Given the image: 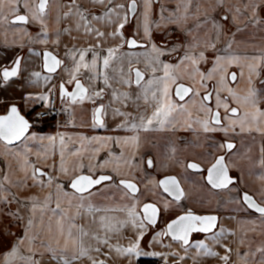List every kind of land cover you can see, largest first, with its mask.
<instances>
[{
    "label": "snow or ice",
    "instance_id": "obj_1",
    "mask_svg": "<svg viewBox=\"0 0 264 264\" xmlns=\"http://www.w3.org/2000/svg\"><path fill=\"white\" fill-rule=\"evenodd\" d=\"M262 8L264 0H0V34L5 48H23L25 38L29 44L47 45L50 23L57 26L51 43L59 47L61 37L76 41L64 44L63 57L47 48L41 52L29 49L42 60V69L48 74L43 80L49 86L43 92L21 96L28 107L26 113L14 100L0 97V234L7 229L6 234L14 236L11 228L21 224L24 229L23 235L15 236L9 249L0 253V264H115V257L131 264L132 257L142 255L162 257L164 264H169L170 258L172 264L188 260L201 264L202 258H216L219 264H264V240L253 248L249 236L257 232L264 236V191L259 199L254 198L240 187L239 178L231 175L237 161L247 159L252 167H259L258 178L264 181V146L254 160L248 151L237 150L229 138L253 131L264 136V49L259 54L241 55L233 51L232 42L217 48L225 34L222 22L235 24L247 14L251 23L264 24V18L259 17ZM212 13H220L219 20ZM33 24L40 26L37 36L28 31ZM128 26H133L130 35H126ZM155 33L162 36L159 42ZM81 38L87 39L85 46L80 45ZM209 51L214 53L211 58ZM24 60L19 53L10 61L0 57L4 85L21 77ZM204 64L211 66L205 70ZM233 67L239 73L230 71ZM58 70L65 72L67 79L50 84ZM30 76L39 81L41 72L33 71ZM242 81L246 90L239 87ZM56 94L70 108L92 104L87 126L105 128L109 117L119 116L123 120L117 129L127 127L136 134L100 138L30 133L34 123L50 115ZM37 106L45 111L35 112ZM142 106L144 111L140 112ZM130 107L136 115L127 111ZM177 127L196 133L198 141L199 133L205 134V139H210L207 134L211 133L225 137L222 142L208 143L211 151L187 162L177 156L172 142L159 155L185 172L190 169L204 174L212 190L235 192L232 203L258 214L255 219L238 221L241 234L235 249L225 242L227 237L236 236L235 231L220 226L218 215L198 213L191 207H184L182 214L170 219L153 237L156 243L168 238L171 243L165 247L172 249L175 244L176 250L164 253L141 248V240L157 225L161 214L173 206H183L189 194L176 175L137 180L136 173L155 169L157 159L141 152L140 133ZM57 140L58 162L54 159ZM34 141L40 142V151L29 146ZM69 142L78 146L68 147ZM203 146L199 142L191 145ZM105 148L108 158L92 163ZM50 159L53 162L49 164ZM109 166L111 174L105 171ZM61 177L67 180L61 181ZM106 182L120 189L125 203L100 208L91 202L92 190L107 187ZM34 188L49 191L40 196L30 192ZM26 190L28 194H24ZM149 197L157 200L152 202ZM115 211L123 212L126 218L107 215ZM98 213L104 215L97 217ZM85 216L91 217L88 226L78 222ZM126 225L134 233L125 246L118 241ZM195 235L204 238L194 239ZM113 239L117 242L112 243ZM217 246L223 254L215 250ZM244 246L246 250L241 252Z\"/></svg>",
    "mask_w": 264,
    "mask_h": 264
},
{
    "label": "crops",
    "instance_id": "obj_2",
    "mask_svg": "<svg viewBox=\"0 0 264 264\" xmlns=\"http://www.w3.org/2000/svg\"><path fill=\"white\" fill-rule=\"evenodd\" d=\"M117 2H123V0H117ZM254 2L259 3L260 0H254ZM223 10H220L222 13ZM220 13H212V15L216 16L219 20ZM247 14L245 18L240 20L238 23H232L231 20L227 22H222L225 25V34L221 37V39L217 42V48L223 49L228 42L233 43V51L237 54L241 55H253L259 54V51L264 49V24H253L247 18ZM259 17L264 18V8H262L259 12ZM63 26V25H62ZM56 25L54 23L49 24L48 29V37L47 39L50 41L47 45L43 44H29L27 38L24 39V47L23 48H5L3 46V36L0 34V57H5L6 60L10 61L14 58L15 54L19 53L20 55L24 56L25 60L22 63V75L20 78H14L12 81L9 82L8 85H4L2 81H0V97H6L9 100H14L17 102L22 112L26 113L28 111V107L21 101V96L26 94L27 92L39 93L45 91V89L49 86L45 84L43 80V76L48 75L42 69V60L39 57L31 55L29 49H33L36 52H41L45 48L51 51L58 52L60 57H63L64 54V44L68 43H76V41H70L67 37H61L62 44L57 47L55 44L51 43L52 40L55 39V29ZM103 30V29H102ZM28 31L31 33L32 36H37L40 34V26L38 24H33L28 27ZM133 31V26H128L126 29V35H130ZM157 42L160 38V34H154ZM9 40L12 39L11 33H9ZM20 42V41H18ZM86 38H81L80 45L85 46L87 44ZM142 51V50H141ZM223 54V53H221ZM209 58H211L214 53L213 51H209L207 53ZM169 59V58H165ZM211 65L204 64L202 65V69H207ZM143 67V65H140ZM33 71H40L41 72V79L39 81L35 80L30 76V73ZM230 71H236L239 73V69L233 67ZM246 71V70H245ZM67 79V74L61 70H58V74L52 75V80L49 82L50 84H58L61 80ZM261 79H264V75L261 76ZM86 83V81H85ZM102 86V84L100 85ZM259 86V84H258ZM242 90H246V84L242 81L239 85ZM55 92V90H54ZM243 95V91L241 92ZM58 96V94H56ZM107 103V98L104 101ZM67 105V113L61 119V121H46L44 125L41 127L33 126L30 129V133H34L39 137H48V136H57L58 133H63L66 137H75L79 134H84L86 136L92 137H100L104 138L107 136H131L135 135L130 128H123L117 129V125L120 124L123 120L122 117H115L114 119L109 117L107 120L108 126L105 128H92L90 126L91 122V109L92 104L89 102H85L82 106L77 105L74 108H70ZM119 106V105H116ZM37 108H42L37 106ZM127 111H132L133 115L137 113L134 110V107H130ZM144 111V107L140 108V112ZM60 122H62L60 124ZM85 125V126H81ZM42 130H40V129ZM238 131V130H237ZM143 147L141 148V152H147L149 155L157 157L156 159V168L155 169H148L146 173L138 172L136 173L137 180H144L146 181L149 177H156L157 179L162 178L164 175H176L179 179H181L182 186L185 188V191L189 194L188 199L182 202L183 206H173L169 208L167 211L161 214L160 219L157 222L155 227H150L144 238L141 240V248L147 252H164L168 253L169 251L176 250L175 244H173L172 249H168L165 245L171 243L168 238H163L161 243H156L153 240L155 233L163 229L166 223L170 220L175 218L176 215L182 214L184 207H191L194 211L202 214L210 213L215 214L220 217L219 224L227 229L236 232V236H229L226 239V243L230 244L234 249L236 247V240L240 236V226L238 225V221L241 220H249L255 219L256 215L252 214L250 210L246 207H241L239 204L232 203L231 197L235 196L236 193L232 192L229 193L228 191H216L212 190L210 186L206 184V181L203 179L202 173L195 172L193 170H185L180 167L179 165H175L170 161H166L162 156H160V152L165 149L168 142H172L175 144L176 148L178 149L177 156L181 160H185L186 162L200 156V154L207 153L211 151L207 147L208 143L212 142H222L225 137L223 133H211L207 134L210 139H205V134L199 133V141L197 140V134L191 131H185L183 128L177 127L175 130L172 129H164L155 132H141ZM232 139L234 143L237 145V150L239 151H248L252 158L258 159L260 155V148L264 146V136L257 134L255 131L252 133H243L240 135H230L229 137ZM201 143L203 147H191V145L195 143ZM19 143V142H17ZM48 141L45 140L44 144L47 145ZM155 145V147H154ZM33 148V151H40L41 144L39 141H34L29 145ZM78 145H73L70 142L68 143V147H75ZM114 152L119 153V149L116 148L115 145L111 146ZM235 151V150H234ZM107 152L108 149H103L96 160H93L92 163H96L98 160L107 159ZM222 154V153H221ZM31 159L35 160L36 157L33 155ZM54 159L58 162L59 160V142L57 140L56 143V155ZM74 159V158H69ZM53 161L50 159L47 163H52ZM85 164H88L89 161L87 159L84 160ZM168 163V168H162L161 164ZM238 167L231 169V175L234 177L239 178L240 187L246 191H249L250 194L254 195V198L259 199L260 192L264 191V181L258 178L260 169L259 167H252L247 159H241L237 161ZM3 164L0 163V167ZM243 169V171H241ZM105 171L111 174V166L105 169ZM61 181H66L67 177H61ZM107 187L104 185L97 186L92 190V196L88 197L91 202L100 208H115L125 201L120 199V189L116 188L113 182H106ZM141 189H143V184H140ZM49 191L48 189H44L41 191L39 188L31 189L30 192L33 194H38L43 196ZM69 191H71L69 189ZM24 194H28V190L25 191ZM161 195L171 200L169 196L165 193H161ZM88 196V193L85 194ZM145 200V197L141 198ZM152 202L157 200V197H149ZM54 206V205H53ZM162 206V203H161ZM100 215H104V213H98L97 217ZM107 215L115 217L117 220H124L125 214L123 212L115 211V212H108ZM91 217L85 216L84 219L78 220L79 223L88 226ZM95 227V226H93ZM247 227V226H245ZM134 229L130 225H126L123 227L119 234V243L122 245H127L129 238L133 236ZM211 234H209L210 236ZM253 241V248H255L256 244H258L261 240H264V236H261L259 232L256 234L249 233ZM204 238L202 235H195L194 239H201ZM117 240L113 239L112 243H116ZM217 251H220L223 254V249L220 247H216ZM241 252L246 250V246L241 247ZM144 256V257H143ZM141 258L147 259H156L159 260L160 264H164V260L162 257L158 256H139V257H132L131 263H137ZM207 261L203 262L201 260V264H219L216 258H206ZM235 259V257H233ZM171 260V258H170ZM115 264H126L127 260H123L119 257L114 258ZM80 264H87L86 261H81ZM186 264H192L191 260H188Z\"/></svg>",
    "mask_w": 264,
    "mask_h": 264
},
{
    "label": "rangeland",
    "instance_id": "obj_3",
    "mask_svg": "<svg viewBox=\"0 0 264 264\" xmlns=\"http://www.w3.org/2000/svg\"><path fill=\"white\" fill-rule=\"evenodd\" d=\"M160 38H162V36L160 35ZM161 39H158V42L160 41ZM62 122H60L61 124ZM42 126V125H41ZM41 126H35V127H41ZM40 129V128H38ZM42 130V129H40ZM2 207V206H0ZM12 210H15L16 208V205L13 204L11 206ZM253 214V213H252ZM5 223H7V221H5ZM13 224H15V221H13ZM23 225L21 224L19 227H16V226H13L11 228V232L14 233L15 235L14 236H8L6 233H7V229L4 230V233L3 234H0V253H5L9 247L14 243V240H15V236H22L23 235ZM144 257V256H143ZM143 260H148V261H152L151 264H160L159 260H156V259H147V258H141L137 263H131V264H142V261ZM205 260L207 261L206 258H202V261L205 262ZM53 264H55V262H53ZM126 264H129V262H127ZM169 264H172V261L169 260Z\"/></svg>",
    "mask_w": 264,
    "mask_h": 264
},
{
    "label": "built area",
    "instance_id": "obj_4",
    "mask_svg": "<svg viewBox=\"0 0 264 264\" xmlns=\"http://www.w3.org/2000/svg\"><path fill=\"white\" fill-rule=\"evenodd\" d=\"M45 111L44 108H37L35 112ZM35 112H33V117L35 116ZM67 113V105L65 102H62L58 96H55L53 101V107L49 116H45L41 121L34 123V126L44 125L46 121H61V119ZM31 120L32 117H29Z\"/></svg>",
    "mask_w": 264,
    "mask_h": 264
},
{
    "label": "trees",
    "instance_id": "obj_5",
    "mask_svg": "<svg viewBox=\"0 0 264 264\" xmlns=\"http://www.w3.org/2000/svg\"><path fill=\"white\" fill-rule=\"evenodd\" d=\"M152 263V261H148V260H143L142 261V264H151Z\"/></svg>",
    "mask_w": 264,
    "mask_h": 264
},
{
    "label": "water",
    "instance_id": "obj_6",
    "mask_svg": "<svg viewBox=\"0 0 264 264\" xmlns=\"http://www.w3.org/2000/svg\"><path fill=\"white\" fill-rule=\"evenodd\" d=\"M86 194V193H85ZM171 198V197H170Z\"/></svg>",
    "mask_w": 264,
    "mask_h": 264
}]
</instances>
